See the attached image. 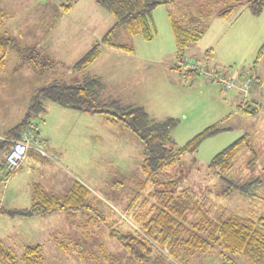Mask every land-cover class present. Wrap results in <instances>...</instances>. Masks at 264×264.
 Returning a JSON list of instances; mask_svg holds the SVG:
<instances>
[{
  "label": "rangeland",
  "instance_id": "1",
  "mask_svg": "<svg viewBox=\"0 0 264 264\" xmlns=\"http://www.w3.org/2000/svg\"><path fill=\"white\" fill-rule=\"evenodd\" d=\"M1 2L7 8L9 17L5 21L9 25H3L0 35L6 29L17 37L24 56H46L69 48L71 53H61V61L49 56L56 65L53 62L46 66L48 58H38L45 65L40 73L23 60L17 49L8 53L6 66L0 71V134L21 122L23 109L37 88L52 81L80 82L83 74L74 70L73 65L87 44L98 41L114 23V18L94 0ZM227 3L231 1L173 0L158 6L153 12L154 38L146 41L141 36L123 35V42L134 48L132 59L112 63L101 74L109 90L121 95L126 103L144 106L156 119H178L180 123L173 132L177 147L208 127L221 128L205 138L196 150L165 167L159 178H181L179 189H191L229 212L256 220L264 216V54L257 59L264 44V13L255 16L240 5L227 17L217 15ZM69 4L71 10L65 11L63 6ZM209 12V17L203 15L199 28H195L201 32V38L179 52L171 16L193 28L191 20ZM183 61L204 70L237 72L244 79L251 77L254 83L246 97L242 91L206 82L195 73L198 84L193 85V78L187 80V70L181 66ZM177 64L180 69L175 67ZM87 73L94 76L98 71L88 69ZM101 99H106L104 92ZM47 104L40 126L48 146L41 144L36 148L47 152L58 167L48 166L50 176L46 179L58 183L59 188H68L73 181L82 183L90 190L92 205L104 220L83 226L82 213L53 219L51 224L57 225L59 232L44 240L43 259L45 264H107L103 260L105 253L123 252L121 244L110 237V230L138 231L140 224L131 207L135 198L143 200L152 191L151 186L146 187L141 171L144 145L124 126L108 123L104 114L89 115ZM244 136L248 144L238 147L228 169L218 174L210 168L219 152ZM6 147L0 149V205H23L31 199L33 183L48 173L33 153L22 169L6 175L1 168ZM259 179L262 181L250 186L247 195L231 190L233 185L243 186ZM225 191H230L229 195L223 196ZM147 242L153 251L148 264H251L236 256L225 258L217 248L215 252L197 253L189 258ZM59 243L65 244L69 252L77 249L84 258L74 253L62 254ZM13 251L16 264H23L24 248L16 246ZM120 257L125 255L121 253Z\"/></svg>",
  "mask_w": 264,
  "mask_h": 264
},
{
  "label": "trees",
  "instance_id": "2",
  "mask_svg": "<svg viewBox=\"0 0 264 264\" xmlns=\"http://www.w3.org/2000/svg\"><path fill=\"white\" fill-rule=\"evenodd\" d=\"M0 0V29L7 18V13ZM114 18L113 25L83 55L73 69L83 74L82 80L76 83L52 81L37 88L29 99L27 111L19 124L6 132L5 139L0 143V149L9 145V140L17 139L19 133L31 122L40 124L42 116L47 112L46 104L54 103L71 110L81 111L89 115H106L110 124H122L144 145V158L141 171L146 179V187L152 191L141 200L134 199L132 214L140 229L137 231H122L111 229L109 234L117 240L125 255L121 253L104 256L107 264H148L152 260V248L148 240L162 249H168L175 255L192 258L197 253L207 254L217 252L226 256H236L251 264H264V216L258 219L243 217L218 206L209 197H199L191 189H179L181 178L170 177L162 180L159 175L167 166L174 165L178 158L190 151L196 150L201 142L222 129L218 126L206 128L182 147H177L173 132L179 125V120L173 117L165 119L153 118L143 106L126 104L117 98L101 99L105 84L100 77L87 73V69L99 57L103 46L115 48L128 53L134 52L133 46L123 42V35L141 36L150 41L155 36L153 12L160 5H167L173 0H94ZM225 8L217 11V15L227 17L236 7L245 5L255 16L264 13V0H229ZM65 11L72 5H64ZM209 12L194 17L191 20L193 28L185 27L181 22L172 19L171 22L179 52L201 38L199 28L202 16L209 17ZM17 49L23 60L32 65L37 73L43 72L45 65L53 63L49 55L35 53L30 58L24 56L17 37L10 33L0 35V71L6 66V58L11 50ZM264 54V44L261 46L257 59ZM47 57L48 62L42 64L38 58ZM44 63V62H43ZM56 62H54V65ZM176 68L181 67L177 64ZM194 72H187V74ZM248 144V138L229 145L219 152L210 162V168L220 174L230 166L236 150L242 144ZM7 148V147H6ZM11 148V147H10ZM5 160L1 166L4 170ZM262 179L246 185H233L231 190L248 194L250 186ZM225 191L223 196L229 195ZM53 212H68L72 215L82 213L84 225L98 223L104 220L96 207L92 205L90 190L76 181L70 191L63 196H47L40 187L35 192V198L29 208L7 210L0 207V213L23 217L47 216ZM86 215V216H85ZM96 215V217H95ZM87 221V222H86ZM21 260L23 264H45L43 245H28L24 249ZM227 262V261H226ZM17 258L11 248L0 242V264H16ZM233 264H238L234 262Z\"/></svg>",
  "mask_w": 264,
  "mask_h": 264
},
{
  "label": "crops",
  "instance_id": "3",
  "mask_svg": "<svg viewBox=\"0 0 264 264\" xmlns=\"http://www.w3.org/2000/svg\"><path fill=\"white\" fill-rule=\"evenodd\" d=\"M2 7L4 8V6H2ZM4 10L7 13V8L6 7L4 8ZM8 17H9V15L7 14L6 21L8 20ZM6 21H5L4 24L5 25H9ZM171 25H172V22H171ZM172 29H173V27H172ZM4 31L6 33H10L6 29ZM173 35H174V32H173ZM102 37H100V39H97V40L98 41L101 40ZM174 41L176 43L175 36H174ZM96 42L97 41H93V42L87 44V47H85V49H83V51L80 53L79 59L83 55H85L92 48V46ZM61 53L69 54V53H71V49L70 48L67 49V50L63 49V50H61L60 53H57V52L56 53H52L51 52V55H49V56H51L53 58L57 57V60L61 61V59L59 58V55ZM133 53L134 52L128 53V52H125V51H122V50H118V49H115V48L103 46L101 48V53H100L98 59L91 66H89L88 69H90V70L94 69L95 71H98V73H96L94 76H97V77H100L101 79H103V75L101 74L103 72V70H104L103 68L108 67L112 63L121 64L123 62H127L129 59H132L130 57H132L131 55H133ZM88 69H87V71H88ZM185 75H188V79L187 80H189V78L190 79L191 78L194 79V80L192 79V82H193L192 84L193 85L198 84V82L195 81V76H193L192 73L185 74ZM239 75H240V80L242 81L244 79V77L240 73H239ZM103 82L105 84V88H104V90L102 92L105 93L106 99L112 97V98H117V99H120V100L123 101V99H121L122 98L121 95L117 94L115 91H112V89L109 90L110 88H108V85L106 84V82L105 81H103ZM180 82L182 84H185V81L182 80L181 77H180ZM237 90L241 91L239 89H237ZM123 102H125V101H123ZM126 104H129V103H126ZM50 105L59 106V105L54 104V103L53 104H49V106ZM46 106L48 107V104H46ZM27 107H28V105H27ZM27 107H26V109H23V115L26 113L25 111H27ZM63 108H65V107H63ZM65 109H67V108H65ZM67 110L68 111H74V110H71V109H67ZM75 111H77V110H75ZM77 112L78 113H82L81 111H77ZM163 119H165V118H163ZM113 125H122V124H113ZM1 134H3L2 137H4V139H5L6 130L3 133H1ZM1 134H0V136H1ZM42 142H43L42 143L43 146L44 145H45V147L48 146V143L44 139V136H42ZM8 147L9 148L11 147V143L10 142H9V145H7V148ZM33 153H35V155L39 159L38 161L41 162V165L46 169L48 174L46 176H43L40 179L41 181H39L38 183H36V182L33 183L32 187H31L32 193H31L30 201H25L23 205L20 202H17L14 205L13 204L12 205H3L2 202H1V204H2V205H0L1 208H5L7 210H20V209L29 208L32 205V203H33V200L35 198V192L37 191L38 187H40L41 190H43L44 193L47 196L59 197V196H63L65 194H67L70 191V189L73 187L74 183L76 182V181H73L71 183V185H69L68 188H64V187L63 188H59L58 187V183H54V182L51 183V182L47 181L46 178L48 176H50L49 167L48 166L56 165L55 167H58V165L54 162L52 157L51 158L49 157L50 155L47 152L46 153L45 152L41 153V152L37 151L36 149L29 150V152L27 154V157L25 158L24 162L22 163L21 167L18 170L22 169L24 167V165L27 164V162L29 161V155L33 154ZM71 215L72 214L68 213V212H53V213H51V214H49L47 216L23 217V216H20V215L10 216L8 214L0 213V242H2L6 247L11 248L12 250L16 246H19L21 248L23 247L25 249V247L28 246V245L40 244V245H43V253H44V249L46 248V243L44 242V240L45 239H50L52 234H55L56 232H59V230L57 229V225H52L51 224L53 219H59V218L68 217V216H71ZM83 218L84 217H82V222L81 223H82L83 226H85L86 224L84 225ZM49 224L51 226H53V228L48 226ZM59 245H60V247L62 249V254L74 253L75 255L81 256V257H79L80 259H83L84 256H85L83 253L79 252L77 249H74L73 252H71V251L69 252L67 250L68 248H67V246L65 244L63 245L62 243H59ZM107 254L110 255V254H114V253H105L104 256H106ZM103 260H104V257H103Z\"/></svg>",
  "mask_w": 264,
  "mask_h": 264
},
{
  "label": "built area",
  "instance_id": "4",
  "mask_svg": "<svg viewBox=\"0 0 264 264\" xmlns=\"http://www.w3.org/2000/svg\"><path fill=\"white\" fill-rule=\"evenodd\" d=\"M181 66L185 67L187 72H194L201 76L206 82L216 83L226 89H239L245 93V97L249 93L254 80L251 77L240 80L239 73H226L215 70H204L199 66L193 65L188 61H183ZM11 148L6 156L4 171L6 175L15 173L24 162L29 150L36 149L40 151L42 144V128L37 121H31L18 135L17 139L10 140Z\"/></svg>",
  "mask_w": 264,
  "mask_h": 264
}]
</instances>
